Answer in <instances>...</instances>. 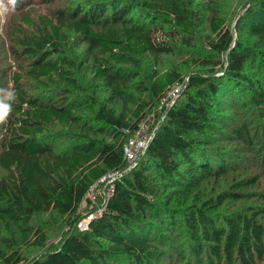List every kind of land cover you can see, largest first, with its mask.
Segmentation results:
<instances>
[{
	"label": "trees",
	"instance_id": "16d2710c",
	"mask_svg": "<svg viewBox=\"0 0 264 264\" xmlns=\"http://www.w3.org/2000/svg\"><path fill=\"white\" fill-rule=\"evenodd\" d=\"M23 1L32 4L34 0ZM211 2L111 0L104 4L89 0L79 4L70 18L61 13L58 24L49 22L51 34L24 38L21 53L31 58L28 74L32 79L58 77L68 87H78L71 76L76 65L60 45L61 29L68 27L93 52L90 70L105 97L100 103L91 98L84 105L69 100L71 90L61 89L43 102L21 87L19 76L13 79L15 96L5 102L11 104L8 135L0 149V264H160L165 251L149 240L151 231L158 224L173 232L178 215L194 245L196 264H201L205 247L212 264L213 260L257 264L264 259L260 211L250 215L221 212L227 199L241 198L235 190L255 181L238 182L215 197L207 196L204 188L210 178L227 173L225 159L217 156L211 139L230 132L243 137L242 128L229 126L226 109L246 93L251 102L264 105V85L248 72L255 63L264 69V0L250 14L244 43L235 41ZM197 29L210 33V52L228 56L227 65L215 64L223 67V73L193 76L185 84L176 71L161 75L155 70L149 76L150 87L145 86L139 59L191 47ZM192 62L213 65L201 58ZM179 84L185 85L183 95L165 110L138 165L113 182L101 214L93 216L82 232L69 235L59 248L26 261L22 248H40L47 240L34 226V218L56 211L78 222V210L93 186L127 167L124 146L128 134L140 129L146 107L153 108V100L161 102ZM119 102L130 105L128 113L118 112ZM85 110L94 116L97 132L114 131L111 142L84 136L90 131L76 114ZM53 123L76 124L84 133L72 140L69 149L60 151L58 143L64 134L45 129ZM151 170L157 172V179Z\"/></svg>",
	"mask_w": 264,
	"mask_h": 264
},
{
	"label": "rangeland",
	"instance_id": "374dc122",
	"mask_svg": "<svg viewBox=\"0 0 264 264\" xmlns=\"http://www.w3.org/2000/svg\"><path fill=\"white\" fill-rule=\"evenodd\" d=\"M92 1L109 4L111 0ZM262 1L212 0L211 6L218 11L222 18H225L227 27L231 30L235 41L244 43L246 42V30L252 20L250 14L253 10L257 11L258 4ZM87 2L89 0H34L32 4H28L27 1L16 0L13 5L8 3V0H4V9L0 10V89L4 90L0 92V103L6 102L7 93L12 92L15 87L13 79L18 76L21 79V87L30 96H40L43 102L54 97L61 89L71 90L72 93L69 94V100L80 101L84 105L91 98L97 103L102 102L105 97L104 90L95 84L90 70L93 62V52L90 51L88 45L80 42L68 27L61 29L60 45L64 55L76 65L71 68V76L75 79L78 87H68L58 77H55L53 81L32 79L28 74L31 58L21 53V44L25 37L41 38L51 34L49 22L58 24L56 18L61 13L70 18L71 13L77 9L79 4L85 5ZM134 15H137V13H134ZM208 34L210 35L206 30L197 29L195 38L191 39V47H181L174 54L165 53L157 56L148 55L141 57L139 59L141 81L149 88V76L155 70L161 75L166 72L176 71L185 79V84L193 76H216L223 73V67H219V65L216 68V65L217 63H223V66L227 65L228 56H217L210 52ZM193 58L212 61L213 65L206 67L201 64H193ZM248 72L264 85V69H261L257 63H255L254 68L248 69ZM175 87L168 90L167 97L161 102L153 100V108L150 106L146 107V117L140 124V132L145 137V140L153 135L160 123L163 122L166 116L165 110L183 95L185 85L179 84ZM244 96L242 99L234 98V103L226 109V115L229 117V126L232 130L242 128L243 137L230 132V135L224 137L216 136L211 139V146L216 148L219 153L217 156L225 159L227 173L218 179L210 178L205 183L204 188L207 196L215 197L221 192H229L237 186L238 182L255 181L245 188L235 190L241 195V198L237 200L227 199L221 207V212H240L250 215L252 211H260L258 221L264 224V212H262L264 211V105L260 104L258 106L251 102L249 93ZM145 100L147 102L151 101L148 96H146ZM116 107L118 112L128 113L130 109V105L120 102L117 103ZM76 115L80 117L83 128L90 132L86 131L84 133L80 129L81 126L76 124L64 126L59 123H53L45 127L49 133L64 134V138L58 143L60 151L69 149V144L72 143V140L81 137L83 133L84 136L98 141L111 142L114 131L97 132V125L94 123V116L91 111L85 110ZM8 122L9 117H7L5 122L0 123V149L3 138L8 135ZM137 134H128L126 144L129 147L131 141L136 140ZM140 153L137 155L135 166L132 165L131 161H128L127 167L122 173H113L107 179L101 180L93 186L78 210V222L74 223L73 220L70 222L67 217H61L56 211L36 216L33 224L46 234L47 240L45 245L40 248L23 247L22 252L25 260L29 261L41 257L49 251L59 248L69 235L85 230L88 221L93 216L101 214L104 203L112 192L113 182L138 165L144 155ZM150 172L157 179V172L155 170ZM2 173L3 171L0 169V175ZM163 183L160 185L162 188ZM173 229V232H170L157 224L151 231L149 240L165 251V257L160 264H196L197 260L193 254L194 245L187 236L182 216H177V225ZM206 250L207 247H205L201 256V264H212L211 257ZM184 258L187 259L184 260ZM213 264H217L216 260L215 262L213 260ZM257 264H264V259Z\"/></svg>",
	"mask_w": 264,
	"mask_h": 264
},
{
	"label": "built area",
	"instance_id": "2783aa9c",
	"mask_svg": "<svg viewBox=\"0 0 264 264\" xmlns=\"http://www.w3.org/2000/svg\"><path fill=\"white\" fill-rule=\"evenodd\" d=\"M135 133H138L137 137H136V140L135 141L134 140L131 141L130 147L127 144H125V146H124L125 159H126L127 162L131 161L133 166H135L134 164L136 163V160L138 158L137 157L138 153L139 152H141L140 154H144L145 153V151H146V149L148 147V144H149V142H150V140H151V138L153 136V135H151L147 140H145V137L141 134L140 129L137 132H135ZM111 175H109V176H111ZM109 176H107L105 178H102L101 180H105Z\"/></svg>",
	"mask_w": 264,
	"mask_h": 264
},
{
	"label": "clouds",
	"instance_id": "9594fccd",
	"mask_svg": "<svg viewBox=\"0 0 264 264\" xmlns=\"http://www.w3.org/2000/svg\"><path fill=\"white\" fill-rule=\"evenodd\" d=\"M8 3L15 4L16 0H8ZM4 9V0H0V10ZM4 90L0 89V92ZM8 98L12 99L15 96L14 92H8L7 93ZM11 112V104L9 103H0V123H3L6 121L7 117L10 115Z\"/></svg>",
	"mask_w": 264,
	"mask_h": 264
}]
</instances>
